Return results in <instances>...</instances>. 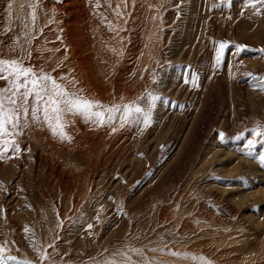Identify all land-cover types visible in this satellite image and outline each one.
<instances>
[{
    "label": "rangeland",
    "instance_id": "374dc122",
    "mask_svg": "<svg viewBox=\"0 0 264 264\" xmlns=\"http://www.w3.org/2000/svg\"><path fill=\"white\" fill-rule=\"evenodd\" d=\"M253 3L0 0V57L30 52L26 64L106 105L141 98L147 109L149 93L160 97L148 127L70 116L69 141L29 123L20 152L0 159L4 255L264 264V137L251 131L264 124V5ZM249 139L259 141L251 156Z\"/></svg>",
    "mask_w": 264,
    "mask_h": 264
},
{
    "label": "snow or ice",
    "instance_id": "6c2138e0",
    "mask_svg": "<svg viewBox=\"0 0 264 264\" xmlns=\"http://www.w3.org/2000/svg\"><path fill=\"white\" fill-rule=\"evenodd\" d=\"M124 2L126 4L127 0H124ZM255 4L264 5V0H255L252 6H255ZM9 8H11V4ZM118 15H122V13H118ZM35 19V8L33 6V23ZM31 39H35V37L27 39L26 43H30ZM14 42L18 43L15 38ZM226 47L227 42H219V47L215 53L217 66L221 63L223 51ZM244 47L237 45V48L241 50ZM15 50V48L10 49V51ZM260 51L264 52V49H260ZM23 52H25V49L21 47V53ZM30 56L31 53L28 52L26 56L21 54L14 58L0 57V81H4L6 85L0 87V159H4L9 151L13 154L20 152L17 137L23 134L29 123L46 125L52 135L61 140L69 141L72 137L67 133L66 128L70 116H80L98 127L110 125L117 119H119L121 127L134 121L143 123L145 127L151 124L152 108L155 106V102L160 99L159 96L148 94L149 107L147 109L141 107V98L128 103L106 105L101 101L92 100L81 95L82 89L78 91L69 90L60 82L64 79L63 77L58 80L50 72L44 69L37 71L30 64H26L25 61ZM53 71L55 70L53 69ZM247 75L252 76V73H247ZM253 78L255 79V77ZM259 81L261 90H264V75L259 77ZM112 130L116 131L115 128ZM251 131L254 136L264 137V124L258 123L256 128ZM243 135L244 133L241 132L234 139L239 140ZM219 136L221 141L225 139L223 132H220ZM258 142L255 139L247 141L245 146L249 149L247 155H252L251 149ZM258 158L264 163V154H261ZM88 227L91 228L92 225H88ZM24 231L28 232L29 229L25 228ZM49 247H54V245H49ZM34 250L39 252L38 248H34ZM130 251L137 254L143 253V249L137 248H131ZM152 251L155 252L157 249H152ZM117 255L123 257L125 254L117 253ZM173 255L180 254L173 253ZM41 259L49 260L50 257L48 254H43ZM199 259L204 261V264H213L206 257L201 256ZM9 261H15L16 264H33L31 260H18L15 256L4 255V246L0 245V264H8ZM51 264H54V262H51ZM104 264H117V262L106 260ZM119 264H132V262L129 259H122Z\"/></svg>",
    "mask_w": 264,
    "mask_h": 264
}]
</instances>
